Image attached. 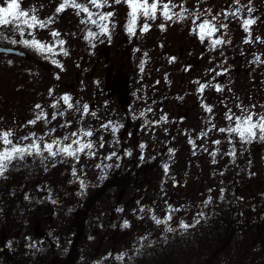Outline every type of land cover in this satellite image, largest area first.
Wrapping results in <instances>:
<instances>
[{
	"label": "rangeland",
	"instance_id": "374dc122",
	"mask_svg": "<svg viewBox=\"0 0 264 264\" xmlns=\"http://www.w3.org/2000/svg\"><path fill=\"white\" fill-rule=\"evenodd\" d=\"M58 2L22 0V8H35L42 20L55 16L54 24L34 34L51 42V30L61 33L69 55L55 58L63 64V71L22 44L0 40L2 45L26 51V56L0 53V129L14 130L16 140L30 132L43 135L53 127L57 129L53 136L60 137L79 127H91L94 135L88 139L98 142L103 135L105 146L97 148L94 158L81 154L75 164L76 176L72 175V158L57 156L43 163L39 157H27L0 177V264H264V142L242 145L233 137L235 158L223 155L233 147L226 133L212 130L205 139H197L195 155L188 142L189 137L196 139L201 130L211 127L209 119L218 128L227 127L225 105L236 115L241 114L238 104L264 112V63L253 62L256 56L264 61V0H251V15L259 19L250 37L240 19L220 16L228 28L217 35L224 34L231 43L215 50L190 33V19L164 21L158 15L148 21L149 31L141 33L138 26L137 34L129 36L123 5L115 6L111 39L100 36L89 43L80 24L83 14L78 17L68 9L56 15ZM230 3L200 0L199 8H210L214 15ZM248 3L241 0L242 5ZM196 4L197 0H186L190 9ZM248 15L246 9L240 13L241 18ZM142 23L143 19L138 21ZM0 31L12 39H31L28 29L23 37L8 29ZM246 38L253 43H244ZM172 57L175 60L170 62ZM210 68L227 71L213 80L215 73ZM197 80L219 84L223 91L207 88L201 96L193 83ZM49 89H53L52 96ZM65 93L73 103H87L96 116L81 118L73 109L47 125L40 121L25 126L38 111L36 104L50 118L53 109L49 105ZM202 104L213 106L212 114ZM64 107L61 103V110ZM142 111L144 117L139 116ZM164 114L167 123L144 127L145 119L156 121ZM65 120H71L72 126L59 127ZM109 120L124 125L116 134L119 144L112 143L110 131H95ZM217 139L222 143L212 144ZM140 143L146 145L143 160ZM201 144L209 151L220 149L215 164ZM125 150L131 155H124ZM112 151L120 159L104 160ZM98 163L112 167L102 171L95 167ZM164 164L169 165L167 174ZM209 196L211 201L205 205ZM168 205L180 210L167 225H156L151 216L163 217ZM200 212L202 217L197 216ZM181 221L195 226L180 228ZM167 227L173 231H166ZM109 253H125L126 258L117 261Z\"/></svg>",
	"mask_w": 264,
	"mask_h": 264
},
{
	"label": "snow or ice",
	"instance_id": "6c2138e0",
	"mask_svg": "<svg viewBox=\"0 0 264 264\" xmlns=\"http://www.w3.org/2000/svg\"><path fill=\"white\" fill-rule=\"evenodd\" d=\"M199 2L200 0H197L195 8L190 9L186 6V0H180L179 3H177L176 0H59L55 6L54 12L56 15H59L68 9H72L78 17L83 14V18L80 19V24L84 25V39L89 43H92V41L98 39L100 36L108 37L109 40L111 39V30L116 26L114 19L116 16V5H123L126 9L127 23L125 28L129 36H135L137 34L136 29L138 26L141 33L149 31L151 24L148 21H155L158 15L164 21L178 22L190 19V33L195 35L201 44H204L207 41L209 50H215L221 45L231 43L230 40L224 39V34L217 35L221 30H226L228 28L227 23L220 21L221 15H223L225 20L230 16L240 19V26L245 33H248L249 37L251 36L252 26L256 24L257 19H259L251 15L253 12V8L250 6L251 0H249L247 5H242L241 0H231L227 9L217 12L214 15H211L210 8L201 11L199 8ZM234 5L236 7H234ZM104 9L110 10L105 11ZM245 9L249 15L241 18L240 13ZM35 12V8L30 11L23 9L22 0H4L3 5H0V29H8L13 34L18 33L20 37H23L25 35V29H28L30 31H28L27 34L31 39H12L11 35L6 34L4 31H0V40H9L13 45L22 44L24 47L34 50L36 53L43 56L45 60L63 71V64L55 58L59 55H69L68 50L65 48L67 42L64 39L59 38L61 33L57 30H51L49 32L50 36L53 38L51 42H44L37 39L34 34L35 30L47 29L49 25L54 24L55 16H50L48 19L42 20L35 14ZM209 15H211V19L208 18ZM141 19H143V23L138 25V21ZM89 25L94 26L99 29V31H93L92 27H89ZM159 27L161 30H164L165 24L161 23ZM255 39L256 41H260L261 37L257 36ZM243 42L246 44L253 43L250 38H246ZM92 46L95 47L94 44H92ZM137 51H139V49H137ZM144 55L146 56L147 53ZM221 55H223V53H221ZM174 60L175 57L170 58V62ZM253 62L264 63L259 56H256ZM143 70L144 64L142 62L140 64V71L143 72ZM208 71L215 73L212 77V79L215 80L217 76L224 75L227 69L217 72L215 68H210ZM55 78L57 80L60 79L58 74ZM157 83H159V81H157ZM193 83L198 85L197 92L200 93L201 96L207 88H213L217 92L223 91V88L219 84H212L211 81L201 83L197 80L193 81ZM52 95L53 89H49V96ZM61 103L65 106L63 110L60 108ZM201 106L207 113L212 114L213 106L208 104H202ZM49 107L53 109L50 118L49 113L45 111L44 107L40 104H36L34 109L38 111H34L33 119L28 120L25 126H35L40 121H43L45 125H47L52 121L57 120L58 117H64L67 111L73 109L81 113V118L88 114L96 116L95 111L90 112V106L87 103L81 105L78 100L73 103L72 97L67 93L56 98ZM225 107L227 110L224 113V119L230 122L227 127L218 128L216 124L212 123V120L209 119L208 123L211 125L210 128L207 130H201V132L197 134L196 139L189 137L188 142L192 146L193 155L196 154L197 139H205L212 130L219 133H226L229 144H233V137H238L242 145L251 144L257 140L264 142V112L257 113L238 104L236 107L240 109L241 114L236 115L232 112L231 108L227 107V105H225ZM255 107V105H252L253 109ZM147 111L151 112L152 109L148 108ZM139 116L144 117L145 112H140ZM161 122H168L166 114L162 115L160 119L156 121H148L145 119L144 127L147 128L149 124L159 125ZM71 126V120H65L59 125L61 128H68ZM123 127V124L109 120L106 123H101L99 129H96L95 131H99L100 129L110 131L114 137L112 143L119 144L120 140L116 134ZM56 131L57 129L53 127L43 135L37 136L35 132H30L28 135L20 136L18 139L14 140V130L0 129V177L4 176L5 173L9 171L10 167L18 162L25 161L27 157H39L43 163L44 160H47L49 157L56 158L57 156L61 157L62 160L64 158H72L74 161L72 175L76 176L77 170L75 164L79 163L81 154L94 158L97 155V148L102 149L105 146L103 135L99 137L98 142L88 139L94 135V130L91 127H79L77 130L65 134L63 137L53 136ZM165 131H167V129H165ZM129 135H131V133H129ZM45 137H49V139H45ZM23 141L29 142L25 144ZM221 143V140H212V144L214 145H220ZM138 147L141 150L140 159L143 160V151L146 148V145L140 143ZM200 147L203 148L205 152H208L213 158L212 163L215 164V157L220 149L217 148L214 151H209V149L204 147L203 144H201ZM168 151L171 153L174 150L168 149ZM45 153L47 155H45ZM236 154L234 144L230 151L223 153V155L232 158H235ZM124 155L130 156L131 152L125 150ZM113 157L120 159L116 151H112L107 156L103 157V159L111 160ZM116 166L119 167L118 164ZM95 167L103 171L104 169L112 167V165L98 163ZM163 168L165 174H167L169 165L164 164ZM80 187L82 189L85 187L83 180L80 181ZM209 192H211V189H209ZM221 194H223V189H221ZM210 201L211 196H209L204 202L205 205ZM53 203H55V201H53ZM165 203L167 204V201H165ZM179 210V208H173L171 205H168L163 217L152 215L151 219L156 225H167L172 220L173 213ZM140 211L144 212L145 209L141 208ZM203 215V212L197 213L198 217H202ZM199 222L200 220L197 219L196 223ZM128 226V222L125 221L124 227ZM194 226L195 225H190L183 221L179 224V227L183 229H188ZM165 230L168 232L173 231L171 227H167ZM108 256L121 262L126 258L125 253L116 254L115 256H113L112 253H109ZM107 258L108 257H106V259Z\"/></svg>",
	"mask_w": 264,
	"mask_h": 264
},
{
	"label": "water",
	"instance_id": "95a60500",
	"mask_svg": "<svg viewBox=\"0 0 264 264\" xmlns=\"http://www.w3.org/2000/svg\"><path fill=\"white\" fill-rule=\"evenodd\" d=\"M7 50V51H5ZM0 53L16 54L20 56H25L26 52L20 48L14 46H5L0 44Z\"/></svg>",
	"mask_w": 264,
	"mask_h": 264
}]
</instances>
